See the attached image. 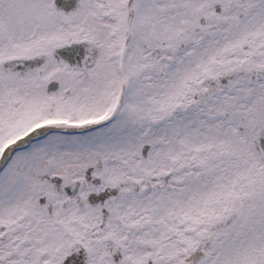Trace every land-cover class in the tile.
<instances>
[{
  "label": "snow or ice",
  "instance_id": "obj_1",
  "mask_svg": "<svg viewBox=\"0 0 264 264\" xmlns=\"http://www.w3.org/2000/svg\"><path fill=\"white\" fill-rule=\"evenodd\" d=\"M0 264H264V0H0Z\"/></svg>",
  "mask_w": 264,
  "mask_h": 264
}]
</instances>
